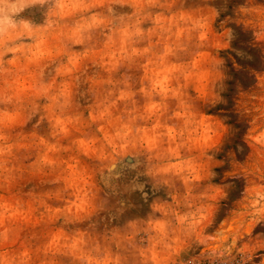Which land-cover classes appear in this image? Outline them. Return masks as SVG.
Here are the masks:
<instances>
[{"label": "clouds", "instance_id": "clouds-1", "mask_svg": "<svg viewBox=\"0 0 264 264\" xmlns=\"http://www.w3.org/2000/svg\"><path fill=\"white\" fill-rule=\"evenodd\" d=\"M12 6L0 0V79L23 72L42 41L68 61L86 58L73 52L74 45L90 53L102 40L115 67L125 70L119 80L105 81L111 88L94 109L102 113L94 120L106 119L117 128L112 150L79 157L80 167L87 169L79 183H62L68 173L59 161L51 169L58 177L53 195L58 192L69 208L82 205L88 215L84 223L63 225L77 239L80 233L87 236L79 251L64 252V264H264V231H256L264 228V174L257 177L249 163L255 145L238 107L249 88L264 86V0H15L19 11L36 14L20 21L7 19ZM141 58L171 69L172 85L159 101L155 89L132 90L133 67L149 69L139 64ZM69 69L53 70L48 79L40 68L37 76L44 82L22 96L12 86H0V106H10L26 125L10 132L6 108H0V189L21 172L16 167L19 140L48 128L59 137L56 122L68 118L73 96L86 101L87 67L79 76L74 66ZM57 76L63 77L59 83ZM193 83L195 95L189 92ZM140 93L151 110L137 109ZM118 101L132 108L113 118L109 110ZM202 112L213 118L201 120ZM149 122L154 144L145 139ZM40 140L35 136L30 142L43 154ZM79 143L74 140L64 151L78 156ZM258 151L264 159V143ZM105 162L119 166L118 177L106 178ZM158 221L163 230L156 227ZM7 236L17 238L11 226ZM4 238L0 232V264H27L23 248L5 253Z\"/></svg>", "mask_w": 264, "mask_h": 264}, {"label": "rangeland", "instance_id": "rangeland-1", "mask_svg": "<svg viewBox=\"0 0 264 264\" xmlns=\"http://www.w3.org/2000/svg\"><path fill=\"white\" fill-rule=\"evenodd\" d=\"M10 3L13 6L8 10L7 19L20 21L28 19L30 16L35 17L36 14L30 13L27 9L23 12L19 11L14 6L15 0H10ZM74 11L75 9H70V12ZM2 25L3 21L0 20V26ZM73 52L83 53L86 58L80 60L77 56L65 61L64 55L58 49H54L48 42L42 41L33 60L24 65L23 72H17L15 75L9 73L4 79H0V86H12L17 95L22 96L34 92V86L44 82L37 76L40 68H44L45 77L50 79L54 75L53 70L69 71L70 65L75 67V75L79 76L86 66L87 75L91 78L87 84L82 85L88 89L86 101L81 100L78 95H74V106L69 111L68 118L56 122L60 133L59 137H56L51 128H48L28 133L26 134L28 139L21 138L19 140L15 151L18 161L16 167H19L21 172L14 180L6 181V187L0 189V232L5 233L4 251L6 254H11L17 249L23 248L22 255L27 264H64L67 259L64 252L66 250L79 251L81 242L87 241V236L84 233H80V238L77 239L76 233L65 231L64 224L68 222L84 223L88 219V215L82 205L69 208L66 206V201L59 197L58 192L53 195L56 189L53 181L58 177L53 175L51 169L59 161L68 173L62 183L81 182L85 178L87 169L80 167L79 157L87 159L89 156L107 155L114 146L113 137L118 135L116 126L110 121L106 119L94 120V117L102 115L99 110L94 109L98 97L102 98L105 91L111 88V85L105 81L119 80L125 70L115 67L112 63L115 57L102 40L96 41L95 47L90 53L84 45L79 44L73 46ZM199 62V58L193 60V67L195 68ZM139 64H148L149 69L133 67L129 73L135 81L132 90L138 92L143 87L146 91L151 92L155 89L160 94L155 97L159 101L161 96L168 94L172 85V81L169 79L171 69L164 62L153 64L147 58H141ZM114 68L115 70H112ZM146 77L153 78L146 79ZM56 79L59 83L63 77L57 76ZM69 80L71 88L75 89L74 80L71 77ZM70 84H64L66 91L69 90ZM196 91V84H190L189 92L195 95ZM135 100L136 107L141 112L145 108L151 110V105L147 103L143 93L137 95ZM168 107L169 110L173 109L175 102L169 103ZM238 107L244 111L248 119V133L252 144L255 145L249 163L253 165V171L259 177L264 174V159L258 151L259 146L264 143V86L249 88L240 96ZM0 108H6L5 119L10 132L14 133L16 129L26 127L23 120L11 114L10 106H0ZM131 108L130 102L118 101L116 107L109 111L115 118L120 113L131 111ZM45 115L47 114L45 113ZM77 116L80 117L79 121L75 119ZM206 117L213 118L212 113L202 112L201 120ZM84 122L87 124L85 125ZM148 127H151V122L145 125V139L154 144L155 138L148 135ZM85 133L89 137L88 140L84 139ZM35 136L41 137L40 144L43 154L30 142ZM93 139L96 141L95 143L92 142ZM74 140L80 141L78 156L64 151ZM45 145L46 147H44ZM125 162L132 163L131 159ZM192 168L195 171L194 165ZM101 171L106 175V178L119 176V166L115 163L105 162ZM194 178L198 180L199 176ZM73 211L76 213L75 218L71 215ZM10 226L15 229L17 234V238L11 241L7 236ZM156 227L163 230V224L159 221ZM256 231H264V228L258 227ZM25 241L30 242L31 247H27ZM155 259V254H153V260L155 261ZM73 264H79V261H73Z\"/></svg>", "mask_w": 264, "mask_h": 264}]
</instances>
